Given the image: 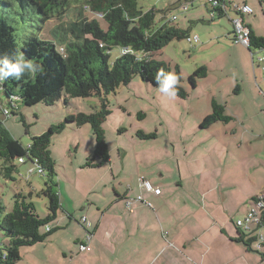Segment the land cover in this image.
<instances>
[{"label":"rangeland","instance_id":"obj_1","mask_svg":"<svg viewBox=\"0 0 264 264\" xmlns=\"http://www.w3.org/2000/svg\"><path fill=\"white\" fill-rule=\"evenodd\" d=\"M185 1L187 0H138V6L142 10H157V24L162 21L161 19L170 18L175 14L177 19L170 24L187 30L190 35L196 34L200 37V41L193 44L187 38L174 39L163 49L153 53L155 60L166 62L171 74L179 78L178 86L185 90L187 94L185 97H181L177 92L175 97H169L160 92L159 87L137 76L129 85H121L116 92L108 95L103 93L89 97H71L68 103L61 99L53 105L40 102L26 106L19 102L16 114L5 118L6 127L16 139L27 146L32 136L46 132L50 125L64 121L68 114L91 113L101 109L103 100L106 99L111 113L102 125L111 147L110 151L116 159L120 145H127L128 151L131 152L134 149V140L151 141L139 137L137 131L145 129L144 127L148 128L149 132L158 133L164 140L167 139V145L171 147L173 138L175 140L181 136L196 138L200 140L201 151L214 149L219 144L220 152L225 153L224 163L236 160L243 169L249 171L254 188L258 192H264V49L252 47L253 50L250 52L246 46L236 44L232 37L234 35L232 21L226 15H217L212 19L209 9L207 10L205 6V0H188L192 1L189 3V9L183 11L180 6ZM233 1L239 4L247 2L252 7L254 12L246 16V21L256 34L264 36V1L263 3L260 0ZM80 6L79 3L72 4L69 8L71 10L62 20L67 23L75 20ZM86 15L89 18H97L102 27L107 28V22L100 15L91 13L90 10H86ZM59 21L56 19L48 21L43 29L35 17L34 19L26 17L19 20V23L12 24L15 27L16 39L21 44L33 34L41 33L43 38H52L51 28ZM238 46H244L245 50ZM119 54V47H114L111 50L110 63ZM201 66L207 67V75L204 77L195 75L196 84L193 86L189 76ZM0 96L3 102H6L5 94L1 93ZM214 99L226 106V112L232 119L229 122L220 121L208 128H201L200 124L204 117L212 111ZM78 144L80 149L76 151ZM178 145L176 144L177 148H183ZM95 147V136L90 124L78 126L74 122H69L62 131L53 135L50 149L56 162L59 191L60 181L62 183L70 179L72 182L85 183L89 177L96 176L92 175L98 169L80 168L81 162L85 165L87 159L93 156ZM137 147L139 148L138 145ZM245 160L249 163L247 164ZM1 166L0 161V168ZM18 167L19 170L14 174L15 179L1 175L0 172L1 201L10 211L14 205L15 191L33 192L32 200L36 205V211L41 217H45L48 214L49 201L41 191L45 188L47 176L38 173L37 166L30 161L18 164ZM31 169L32 172H29ZM121 170H124L122 166ZM109 176L111 178V174ZM75 197L80 204L83 202L79 192L76 191ZM250 202L239 204L240 200L236 199L235 205H238L233 212L234 218L244 217ZM70 209L73 210L72 206ZM82 215L80 210V213L70 218L67 213L63 215L60 210L58 217L48 225L50 228L58 229L47 240L20 248L21 259L16 264H73V262L91 264V259L85 261V258L92 253L79 252L80 246L76 242L78 234L82 233V227L84 228L81 224L84 217ZM60 220H63V224H60ZM261 232L264 230L256 231L257 234ZM245 234L247 239L254 236L250 231ZM7 239L5 233L0 230L2 247ZM252 252L260 259L258 264H264L262 257L264 247L261 252L256 250ZM71 257L73 258L70 259ZM96 260L98 261L93 264H104V256L102 260Z\"/></svg>","mask_w":264,"mask_h":264},{"label":"trees","instance_id":"obj_2","mask_svg":"<svg viewBox=\"0 0 264 264\" xmlns=\"http://www.w3.org/2000/svg\"><path fill=\"white\" fill-rule=\"evenodd\" d=\"M263 1L260 0L261 3ZM74 3L81 4L77 18L67 23L62 18ZM86 10L103 17L107 28H103L97 18H89ZM156 15L155 9L142 10L138 0H0V57L11 59L14 54H23L25 59L41 66L34 78L23 76L19 80L8 78L3 81L0 94H5L7 100L3 102L0 96V172L15 179L18 164L30 161L42 167L47 180L41 193L49 201L48 214L41 217L32 200L33 192L15 191L14 205L10 211L0 199V230L8 238L4 247L0 244L1 263L16 264L21 259L20 248L43 242L58 229L48 226L62 209L56 162L50 149L53 135L62 131L69 122L78 126L90 124L96 147L84 166L104 165L109 161V148L102 124L111 109L104 99L101 109L91 113L68 114L64 121L50 125L46 132L32 136L27 146L12 135L5 125V118L16 114L19 102L26 106L40 102L53 105L61 99L68 103L71 97L108 95L116 92L121 85H129L137 76L158 87L155 79L157 72L163 70L171 73V69L166 62L155 60L153 53L174 39L186 38L189 33L165 19L157 24ZM26 17H35L41 29L48 21H60L51 28L52 38H43L41 33L33 34L20 44L12 22L19 23ZM116 46L120 54L110 63L111 50ZM252 47L264 49V36L256 34L251 26V52ZM122 50L125 52L121 53ZM206 70V66L199 67L189 76L190 83L194 86V76L204 77ZM176 92L181 97L187 95L180 86H177ZM231 119L226 106L214 99L211 113L204 117L200 126L208 128L216 122H229ZM137 133L145 139L157 136L156 132L143 130ZM236 228L239 239L244 242L245 232ZM252 240L246 241L250 250H254L250 245Z\"/></svg>","mask_w":264,"mask_h":264},{"label":"crops","instance_id":"obj_3","mask_svg":"<svg viewBox=\"0 0 264 264\" xmlns=\"http://www.w3.org/2000/svg\"><path fill=\"white\" fill-rule=\"evenodd\" d=\"M191 2L182 4L189 6ZM205 6L208 10L206 2ZM238 47L245 50L244 46ZM150 140H134L131 152L127 145H120L117 159L107 141V163L99 167L80 163L81 169H98L92 175L95 177L85 183L60 181L63 215L67 213L72 218L81 210L86 217L77 244L87 231L92 233L91 250L79 248V252L92 253L85 261L91 259L93 264L104 256V264L260 263L252 252L255 250L248 249L246 236L245 243L239 239L235 222L240 217L233 215L236 199L246 204L264 194L254 188L249 171L236 160L225 164V153L220 152L219 144L201 151L196 138H173L172 147L158 133ZM178 143L183 148H177ZM79 149L78 144L76 151ZM140 176L159 187L161 193L142 186ZM76 191L82 196L81 204L76 200ZM138 195L144 201H137ZM128 199L133 200L129 208Z\"/></svg>","mask_w":264,"mask_h":264},{"label":"built area","instance_id":"obj_4","mask_svg":"<svg viewBox=\"0 0 264 264\" xmlns=\"http://www.w3.org/2000/svg\"><path fill=\"white\" fill-rule=\"evenodd\" d=\"M206 4L209 6L210 17L212 19L216 18L217 15H226L233 23V32L232 36L236 43L242 44L247 48L250 47L251 44V25L246 21V16L249 14H253L254 10L247 3L244 2L239 4L233 0H205ZM181 9L186 11L189 9L187 3L181 5ZM234 14L231 15L230 13ZM177 19V15H172L170 18H166L167 22H171ZM187 40L193 44V42H199L200 37L198 35H188ZM125 51L122 50L121 53ZM263 60V59H262ZM23 161V158L20 159ZM37 172L41 175L45 174V171L42 167H37ZM32 172V169L29 172ZM140 183L142 186L149 191L154 192L155 194H160L161 189L159 187H154L149 180H146L143 176H140ZM137 201H144L142 195H138L136 198ZM132 199L127 200L128 208L132 204ZM86 217L82 218L81 222H85ZM236 226L242 230L243 232H252L254 236L252 237V242L250 243L252 248L259 251L264 247V232L256 233L257 230H264V194H260L256 196L251 205L248 208L244 217L238 218L236 220ZM49 227H47V230ZM92 238V233L90 231L86 232L85 239L80 242V250L86 251L91 250L90 242Z\"/></svg>","mask_w":264,"mask_h":264},{"label":"clouds","instance_id":"obj_5","mask_svg":"<svg viewBox=\"0 0 264 264\" xmlns=\"http://www.w3.org/2000/svg\"><path fill=\"white\" fill-rule=\"evenodd\" d=\"M40 68L38 63L25 59L23 54H14L11 59L7 56L0 57V90H2L3 81L6 79L19 80L23 76L34 78L39 74ZM155 79L160 92L169 97H175L179 83V78L175 74L160 70Z\"/></svg>","mask_w":264,"mask_h":264}]
</instances>
